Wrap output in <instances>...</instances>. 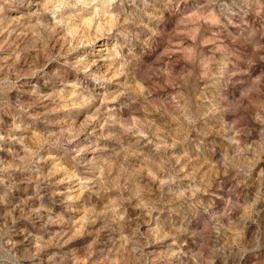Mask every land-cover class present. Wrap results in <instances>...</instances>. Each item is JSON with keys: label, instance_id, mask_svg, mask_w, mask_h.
I'll use <instances>...</instances> for the list:
<instances>
[{"label": "clouds", "instance_id": "9594fccd", "mask_svg": "<svg viewBox=\"0 0 264 264\" xmlns=\"http://www.w3.org/2000/svg\"><path fill=\"white\" fill-rule=\"evenodd\" d=\"M0 264H264V0H0Z\"/></svg>", "mask_w": 264, "mask_h": 264}]
</instances>
